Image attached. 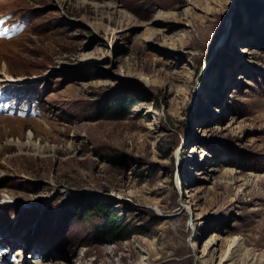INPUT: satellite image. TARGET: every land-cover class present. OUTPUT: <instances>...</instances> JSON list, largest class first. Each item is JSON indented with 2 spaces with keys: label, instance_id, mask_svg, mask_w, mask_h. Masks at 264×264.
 Listing matches in <instances>:
<instances>
[{
  "label": "rangeland",
  "instance_id": "1",
  "mask_svg": "<svg viewBox=\"0 0 264 264\" xmlns=\"http://www.w3.org/2000/svg\"><path fill=\"white\" fill-rule=\"evenodd\" d=\"M0 33V264H264V0H0Z\"/></svg>",
  "mask_w": 264,
  "mask_h": 264
},
{
  "label": "trees",
  "instance_id": "2",
  "mask_svg": "<svg viewBox=\"0 0 264 264\" xmlns=\"http://www.w3.org/2000/svg\"><path fill=\"white\" fill-rule=\"evenodd\" d=\"M133 104V98L126 96L123 98L112 99L104 106V118L109 120H122L124 111ZM111 227V226H110ZM109 243L115 244L127 238L120 228L111 227L104 232Z\"/></svg>",
  "mask_w": 264,
  "mask_h": 264
},
{
  "label": "bare ground",
  "instance_id": "3",
  "mask_svg": "<svg viewBox=\"0 0 264 264\" xmlns=\"http://www.w3.org/2000/svg\"><path fill=\"white\" fill-rule=\"evenodd\" d=\"M0 136H1V134H0ZM30 137H31V135H30ZM177 180V179H176ZM179 182V181H178ZM178 186H179V183H178ZM181 187V186H180ZM181 190H182V188H181ZM236 243H237V239H234L233 241H232V247H235V245H236ZM145 253V255H147L148 256V254L146 253V252H144ZM18 254H22V252H20V253H18ZM143 258H145V257H143ZM147 259V258H146ZM143 260H145V259H143ZM222 262H223V259H222V261H221V263L220 264H222Z\"/></svg>",
  "mask_w": 264,
  "mask_h": 264
},
{
  "label": "snow or ice",
  "instance_id": "4",
  "mask_svg": "<svg viewBox=\"0 0 264 264\" xmlns=\"http://www.w3.org/2000/svg\"><path fill=\"white\" fill-rule=\"evenodd\" d=\"M0 34H3V33H0Z\"/></svg>",
  "mask_w": 264,
  "mask_h": 264
}]
</instances>
